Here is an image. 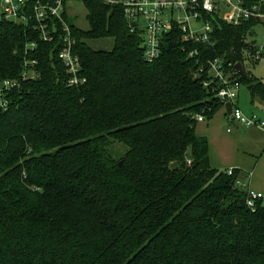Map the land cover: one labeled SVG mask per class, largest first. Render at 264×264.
Wrapping results in <instances>:
<instances>
[{"label": "trees", "instance_id": "trees-1", "mask_svg": "<svg viewBox=\"0 0 264 264\" xmlns=\"http://www.w3.org/2000/svg\"><path fill=\"white\" fill-rule=\"evenodd\" d=\"M84 4L78 86L65 84L58 40L0 20V78L19 77L32 41L38 62L0 116V264H264L263 199L248 207L241 171L213 168L195 131L197 115L222 107L216 84L203 85L209 61L239 63V84L264 102V84L243 68L253 23L219 21L209 45L171 32L147 62L120 7ZM106 37L109 51L85 43Z\"/></svg>", "mask_w": 264, "mask_h": 264}, {"label": "built area", "instance_id": "built-area-1", "mask_svg": "<svg viewBox=\"0 0 264 264\" xmlns=\"http://www.w3.org/2000/svg\"><path fill=\"white\" fill-rule=\"evenodd\" d=\"M105 5L120 7L130 30L137 31L141 38L143 58L152 62L161 55L163 38L174 31L180 33V41L196 45L211 43L213 27L219 21L239 26L245 22L256 25L264 24V0H98ZM79 2L84 8V0H0L1 20L12 21L24 25L38 34L41 41L53 42L58 40L60 46L57 54L67 78V86H78L84 83L80 75L81 62L75 52L77 43L71 16L75 3ZM87 9V8H86ZM196 24V27L193 24ZM36 48L35 42L25 47V55L18 78H0V116L6 113L15 102V94L19 93L23 81L38 77L37 60L30 57V52ZM264 52V45L256 47L252 54L253 60H259ZM199 55L196 48L188 52V57ZM208 80L203 85L208 87L210 82L216 84L212 89L225 109L230 103L229 117L240 125L255 126L264 131V121L257 116H247L236 105L238 97L239 75L236 66L226 65L219 60L208 62ZM203 115H197L196 121H204ZM190 161H188V164ZM234 168L227 169L228 175ZM236 185L246 189L248 207H254L257 199L263 198L262 193L248 188L240 179Z\"/></svg>", "mask_w": 264, "mask_h": 264}, {"label": "rangeland", "instance_id": "rangeland-1", "mask_svg": "<svg viewBox=\"0 0 264 264\" xmlns=\"http://www.w3.org/2000/svg\"><path fill=\"white\" fill-rule=\"evenodd\" d=\"M72 12L76 14L71 16L70 20L72 24L81 31H88L90 25L87 18V9L84 8L79 2H76L75 9ZM1 18L2 10L0 5V20ZM193 26L196 27V24L194 23ZM249 40H253L256 47H262L264 45V24L256 25L254 27V31L249 37ZM85 43L91 49L109 51L113 48L114 40L113 38L106 37L88 39L85 40ZM248 56L246 57L248 58ZM243 68L249 77L255 78L264 84V52L261 58L257 61L253 59L249 61L246 60L243 64ZM236 105L245 115H254L264 121V102L257 97L252 101L250 93L245 84H241L239 86ZM217 112V116L222 115L223 124L215 125L212 130V135H210L213 150L215 151L219 147H222V149L227 148L231 151L235 148L234 152L236 154L234 157H238V161L242 162V164L246 166L247 171H255L256 169L258 172L261 173L262 171L264 174V158L262 162L258 164V159L264 156V131L255 126L247 127L242 125L243 127H240L239 132L248 136L247 138L252 139L253 143L247 144L248 142L246 140L240 141L238 144L234 143V141L226 142L229 139H232V137H234L235 133L238 131V129L235 128L236 122L232 121L231 119L224 118L225 116L222 114V108L218 109ZM203 123L207 124L208 120L205 118L203 122H199V125H203ZM111 148L117 154H122L125 150L124 147L118 143H113ZM262 202L264 205V198Z\"/></svg>", "mask_w": 264, "mask_h": 264}, {"label": "crops", "instance_id": "crops-1", "mask_svg": "<svg viewBox=\"0 0 264 264\" xmlns=\"http://www.w3.org/2000/svg\"><path fill=\"white\" fill-rule=\"evenodd\" d=\"M223 109V115L225 116L224 118L231 119L229 115H227L226 110ZM220 109V108H219ZM218 111V110H217ZM216 111V112H217ZM214 113L211 119H207L208 123L203 125H199V122L196 124L195 131L197 135L199 136H205L208 141V147H209V160L210 164L213 168L219 169V170H227L229 168H236L241 171V181L250 189L260 192L263 195L264 198V174L261 171L258 172V170L255 169V171H247L246 166L242 164V162L238 161V157L235 156V148L233 150H228L227 148L222 149V147H219L217 150H213L211 140H210V135H212V130L215 125L223 124V117L222 115L217 116V113ZM232 120V119H231ZM233 121V120H232ZM203 122V121H201ZM235 128L238 129V131L235 133L234 137L232 139H229L226 142H232L234 143H240V141H247V144H251L252 139L247 138L245 134H242L239 132L240 127H243L242 125L238 124L237 122L235 123ZM199 125V126H198ZM228 130V129H227ZM251 130V129H249ZM225 142V141H224ZM264 156L259 158L258 164H260L263 160ZM257 159V158H256ZM237 160V163H236ZM262 198V199H263Z\"/></svg>", "mask_w": 264, "mask_h": 264}, {"label": "water", "instance_id": "water-1", "mask_svg": "<svg viewBox=\"0 0 264 264\" xmlns=\"http://www.w3.org/2000/svg\"><path fill=\"white\" fill-rule=\"evenodd\" d=\"M235 66H236V69L238 70V72H239L241 75H243V70H242L241 65H240L239 63H237ZM230 109H231V105H230V103H226V104H225V110H226L227 115L230 114Z\"/></svg>", "mask_w": 264, "mask_h": 264}]
</instances>
